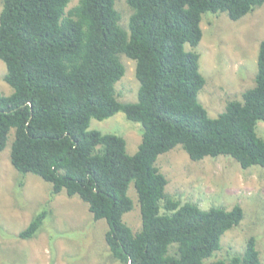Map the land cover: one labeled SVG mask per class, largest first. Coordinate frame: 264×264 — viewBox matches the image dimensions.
Segmentation results:
<instances>
[{
  "label": "trees",
  "instance_id": "16d2710c",
  "mask_svg": "<svg viewBox=\"0 0 264 264\" xmlns=\"http://www.w3.org/2000/svg\"><path fill=\"white\" fill-rule=\"evenodd\" d=\"M2 0L0 60L13 93L0 91V153L14 132L10 161L87 204L105 220L110 255L120 264H262L256 238L242 254L211 261L223 235L244 218L230 210L182 204L166 192L168 180L156 162L181 146L192 161L227 156L243 169L264 168V40L255 86L210 118L198 100L206 80L196 48L202 17L225 13L238 21L264 0H126L131 10L121 26L116 0ZM136 62V102H121L115 85L123 78L121 56ZM119 112L142 126L138 151L126 140L91 130ZM134 184L141 215L137 232L123 221L133 210ZM47 212L38 214L19 238L33 239ZM215 254V255H216ZM214 255V257H215Z\"/></svg>",
  "mask_w": 264,
  "mask_h": 264
},
{
  "label": "rangeland",
  "instance_id": "374dc122",
  "mask_svg": "<svg viewBox=\"0 0 264 264\" xmlns=\"http://www.w3.org/2000/svg\"><path fill=\"white\" fill-rule=\"evenodd\" d=\"M77 3L78 0H71L68 9ZM116 9L121 14V26L127 29L131 10L126 0H116ZM201 28L199 45H187L186 49L200 55V72L206 84L198 100L210 118H217L230 101H242L241 94L255 86L258 54L264 40V5L238 21H232L225 13H206ZM121 62L125 74L115 85L118 99L136 102L140 87L135 76L136 62L125 55ZM6 73V65L0 60V91L9 96L13 89L4 80ZM90 129L123 137L131 156L138 151L142 126L127 120L122 112L104 121L92 120ZM256 132L264 140V122H258ZM13 139L12 131L0 153V264H120L112 258L106 244L105 220H95L79 197H69L65 192L53 195L51 184L33 174L22 175L12 166ZM156 165L168 180L167 194L182 204L194 203L202 210L242 207L243 220L223 235L221 250L211 261L242 254L247 241L255 237L264 264V168L243 169L227 156L192 161L181 146L160 155ZM128 195L133 210L124 215L123 221L137 232L142 224L133 183ZM43 211L47 217L38 234L33 239L19 238Z\"/></svg>",
  "mask_w": 264,
  "mask_h": 264
}]
</instances>
